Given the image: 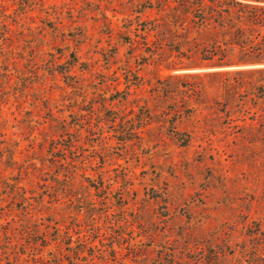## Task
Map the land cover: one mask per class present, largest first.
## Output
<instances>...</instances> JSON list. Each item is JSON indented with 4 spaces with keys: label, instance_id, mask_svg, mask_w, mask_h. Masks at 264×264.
<instances>
[{
    "label": "rangeland",
    "instance_id": "374dc122",
    "mask_svg": "<svg viewBox=\"0 0 264 264\" xmlns=\"http://www.w3.org/2000/svg\"><path fill=\"white\" fill-rule=\"evenodd\" d=\"M181 1L0 0V264H264V63Z\"/></svg>",
    "mask_w": 264,
    "mask_h": 264
},
{
    "label": "trees",
    "instance_id": "16d2710c",
    "mask_svg": "<svg viewBox=\"0 0 264 264\" xmlns=\"http://www.w3.org/2000/svg\"><path fill=\"white\" fill-rule=\"evenodd\" d=\"M182 2L189 3L188 0H182L180 3ZM209 2L200 0V8H178L185 14L194 13L198 19L196 28L200 32V59L214 66H230L234 64L230 60V50L239 46L245 55L240 58L239 63H264V51L258 48L259 44L264 45V34L261 32L264 29V8H231L229 5L240 4L234 0ZM172 17L175 18L176 14ZM149 24H145L142 29L146 34L156 31L158 27L156 24ZM252 31L258 32L257 43L251 39ZM187 39L177 44L181 47L193 41Z\"/></svg>",
    "mask_w": 264,
    "mask_h": 264
}]
</instances>
